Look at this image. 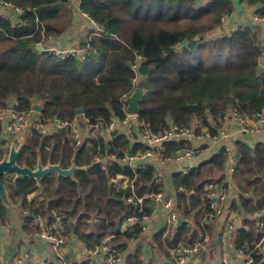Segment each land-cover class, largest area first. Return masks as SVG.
<instances>
[{
  "label": "trees",
  "instance_id": "obj_1",
  "mask_svg": "<svg viewBox=\"0 0 264 264\" xmlns=\"http://www.w3.org/2000/svg\"><path fill=\"white\" fill-rule=\"evenodd\" d=\"M0 1L24 10L21 24L0 14V107L12 97L18 99L19 109H29L37 100L43 103L42 114L47 119H72L76 108L82 107L84 116L94 123L101 120L105 126L113 118L126 115L124 95L132 93L136 85L133 78L137 77L144 90L138 117L153 132L168 128L170 121L189 126L194 117L211 127L208 116L220 120L229 106L251 116L264 108V65L258 61L263 32L260 23L208 37L209 31L224 25L222 16L234 14L233 0H79L78 7L95 24L85 34L83 54L65 57L38 50L36 45L71 27L74 1ZM242 2L256 5V14L264 16V0ZM193 103L197 104L195 109L189 106ZM101 131L91 130L81 144H76L69 129L44 133L32 128L22 140L0 135V160L12 147H19V165L36 169L58 164L72 170L53 171L39 180L27 175L4 176L6 197L0 196L1 222L8 219V204L20 203L28 210L27 223L37 214L50 223L61 217L63 234H74L89 247L113 234L122 250L140 240V224L120 230L123 219L140 210L126 197L154 194L163 191L164 185L155 181L151 164L132 169L114 161L103 168L95 154L122 158L128 149L143 150L146 145L131 144L129 136L118 130L108 138ZM185 145L184 140L166 142L168 153ZM188 146L194 149L192 143ZM237 151L239 160L233 175L240 190V207L236 202L232 207L240 213L254 212L264 207V143L252 148L239 141ZM227 157L228 151L222 148L207 160L202 172L192 167L188 173L173 174L185 221L166 234L164 230L154 233L150 244L155 251L169 256L170 248L204 240L207 220L213 213L205 185L224 184ZM118 173L128 175L133 186H111L110 177ZM35 191L41 199L29 200ZM254 196L259 198L254 200ZM52 211L57 215L53 217ZM244 224L248 227H238L233 245L249 251L262 239L264 227L245 217ZM253 256L255 263L263 258L258 249ZM141 262L140 248L128 254L127 264Z\"/></svg>",
  "mask_w": 264,
  "mask_h": 264
},
{
  "label": "built area",
  "instance_id": "obj_2",
  "mask_svg": "<svg viewBox=\"0 0 264 264\" xmlns=\"http://www.w3.org/2000/svg\"><path fill=\"white\" fill-rule=\"evenodd\" d=\"M75 1V0H68ZM14 9L19 12L18 20L14 21L15 24H21V16L24 12L22 6H15L10 3ZM85 16L88 15L83 12ZM91 24H95V21L91 18ZM221 20L223 23L228 22L230 18L222 16ZM250 23H260L264 26V16L254 15ZM250 23L237 22L236 20L231 21V30L236 29L238 26H246ZM231 32V31H230ZM225 32L224 34H226ZM229 33V32H228ZM50 37V36H49ZM47 40V39H46ZM38 42L37 46H41L42 50H47L53 55L59 57H65L70 54H83V48L78 47H59L57 45L44 44ZM260 66L264 65V32L261 33V55L258 58ZM136 67V65H134ZM133 82L137 84L140 82L137 77L133 78ZM134 91V90H133ZM132 91V93H133ZM131 93V94H132ZM131 94L124 95V100L126 102L125 111L126 115L123 118H113L109 124L103 125V121L93 122L88 117L84 116L82 113L77 114L72 119H59L57 117L52 119H47L43 116L42 111H38L32 108L29 109H19V101L17 98L12 97L8 100V103L4 107H0V126H1V138L10 139L14 137L15 139L22 140L27 132V130L36 128L44 133L57 132L62 129H69L71 137L74 139L76 144H81L85 138H88L91 134V130H96L102 128V135L108 134V137L115 131H120L126 133L131 139V144L134 142H139L146 145L143 150H133L128 149L122 158H118L116 155L102 156L101 154H95V159L101 162V166L106 168L109 164L114 161L123 163L132 169H137L139 167H145L149 164L155 167V181L157 183L163 182V178L159 175L157 168L171 160H184L188 161L194 160L195 154L199 151L200 146H195L194 149L188 146L191 143L190 140L198 141H210L216 142L221 139L225 132L222 129L223 121H232L234 124L239 126L241 132H264V108L257 112L255 115L251 116L241 112L235 106H229L220 120H211V127L202 124L201 120L196 119L191 122L189 126H180L172 121L168 128L160 131H151L144 120L138 117V114L131 113L127 111V98ZM35 102H39L35 100ZM7 123L11 124L10 132L7 134L5 129L8 127ZM30 125V127H28ZM102 126V127H101ZM9 128V127H8ZM93 128V129H92ZM199 129V131H197ZM197 131V132H196ZM190 139V140H189ZM170 140L181 141L184 140L186 145L172 153H168L166 142ZM219 149L217 153L220 151ZM228 160L230 161L229 167L226 170L224 184L218 182H209L205 185V196L210 200L211 208L213 209V214L215 216L222 217L224 221V229L227 232V236L230 240H233L236 235V231L239 226L241 217L237 213L232 212L231 203L225 194L224 189L226 188H237L235 186L234 171L236 163L238 162V155L232 154L228 155ZM141 161V163H139ZM184 173L189 172V168L183 169ZM109 183L113 187L123 189L129 184L132 185L130 177L123 173H118L115 176H111ZM133 186V185H132ZM173 187V186H172ZM174 193H176L173 187ZM238 190V188H237ZM239 192V190H238ZM147 196V195H146ZM148 197L152 198L154 202H159L160 207L165 211V224L166 226L175 225L181 218V210L178 206L176 197H167L163 191L149 194ZM144 196H137L131 194L126 197V201L130 204L139 205L140 210L138 213H131L124 218L120 225V230L125 231L130 225L136 223L140 224L144 233L148 232L149 225L153 218L154 208L151 212L144 211L142 204ZM25 214L28 211H24ZM51 215L54 217L57 215L56 211H52ZM60 219L61 217H56ZM185 220V219H184ZM33 225L36 229L35 240L37 242H42L48 245L54 253L55 259L51 257H43L37 259L36 264H79L83 261H88L91 264H126V258L124 255V250L120 249L116 242V235H110L100 240L96 245L89 247L84 244L79 239H74L76 243H72L71 237L68 238L62 234V231L57 229L58 226L50 223L46 217L41 214H37L33 218ZM60 225V223H59ZM260 227H264V222L260 221ZM6 223L1 222L0 227L3 228ZM61 231V232H60ZM30 234V233H27ZM132 248H138L140 242L134 240ZM264 243V235L262 239L257 242L253 249L247 251L246 249L239 248L238 252L243 254L245 261L243 264H264V258L261 262L255 263L253 252L259 250ZM172 254L175 255L176 264H186L195 253L198 252V246L196 245H185L179 244L176 248H173ZM260 252V250H259ZM69 257H72L70 259ZM13 262L24 263L25 257L23 253L19 252L13 256ZM0 264H4L0 257ZM205 264H215L212 262H207Z\"/></svg>",
  "mask_w": 264,
  "mask_h": 264
},
{
  "label": "crops",
  "instance_id": "obj_3",
  "mask_svg": "<svg viewBox=\"0 0 264 264\" xmlns=\"http://www.w3.org/2000/svg\"><path fill=\"white\" fill-rule=\"evenodd\" d=\"M205 1V0H204ZM79 0H75L74 6V20L71 25L67 29V31L61 35L57 36H50L45 40L44 44H51V45H57L59 47H78L82 48L84 45L81 43L83 40H86L85 34L88 33V29L93 26L91 24L89 17L85 16L83 12L78 7ZM245 10L241 11L240 13L234 12L233 16L235 17V20L237 22H246L250 23L256 15L257 6L252 5L249 6L246 3H241ZM0 14L5 15L7 17H10L11 20L14 22L18 20L19 18V12H17L14 7H12L9 4H6L5 2L0 1ZM260 26L263 28L264 32V26L260 24ZM230 20L228 22H225L222 27H217L212 29L208 32V37L214 38L220 34H224L225 32L232 31L231 29ZM234 30V29H233ZM199 119L201 120L202 124L203 120L198 117H194L193 120ZM209 121L213 120V116H208ZM205 125V124H204ZM7 127L5 131L7 134L10 132L11 124L7 123ZM222 129L225 132V135L219 139L216 142H210V141H198V140H190L192 145L200 146L201 148L199 151L195 154L194 160H188V161H180V160H171L168 161L162 165H159L157 168L159 175L163 178V182H161L164 185L163 193H165V196L167 197H176L177 194L174 193L173 187L176 190V187L173 183V174L176 172H182L184 168L188 167L189 170H191L192 167H197L200 172H202L206 167V162L210 157L217 153L219 149L225 148L228 151V155L232 154L233 156L238 155L239 159V153L237 151V143L239 141H242L252 148L257 146L259 143H264V132L258 131V132H241L239 130V126L234 124L232 121H223L222 122ZM199 130V129H198ZM197 130V131H198ZM196 131V132H197ZM19 148V147H17ZM230 161L228 160V157L226 158V163L223 169V174L225 176L226 170L229 167ZM184 173V172H182ZM130 185V184H129ZM128 185V186H129ZM126 186V187H128ZM173 186V187H172ZM125 187V188H126ZM239 190V189H238ZM237 188L231 187L224 189L225 194L229 198V200H232L231 208L232 212L237 213L238 216L241 217V220L239 222V228L241 226H244V228H247V225H243V219L244 217L254 221L257 226L260 227V221L264 222V207L257 209L254 212H246V213H240L232 207L233 202H236L239 205V192ZM240 191V190H239ZM147 195V196H146ZM144 196V195H143ZM257 198L254 196V200H257ZM28 199H34L36 201L41 199V196L39 195L38 191H35L31 194H29ZM143 209L144 207L150 208L151 210L154 208L153 212V218L151 220V223L149 225V231L144 233L143 236L138 242H140V246L136 249L140 248L141 251V258L142 262L141 264H176L175 263V255L172 254V249L170 248L169 256H165L162 254V252H157L151 247L150 241L151 236L161 230H164V234H166L169 230L175 229L176 226L183 223L179 221L175 225L166 226L165 224V211L160 207L159 202H154L152 198L148 197V193L145 194V199L143 200L142 204ZM24 211H28L27 209H24L20 203L18 204H8V219H6L5 222L6 226L1 228L0 227V257L4 264H36L37 259L43 258V257H51L55 259L54 253L51 250V248L43 244L42 242H37L35 240V231L33 221L27 223V220L25 218ZM181 217H183V213L181 212ZM97 219L96 217L93 218V220ZM182 219V218H181ZM124 220V219H123ZM209 227L205 229V235L204 240L195 242V245L198 246V252L193 255V257L186 263V264H205L207 262H212L215 264H243L245 261V258L243 254L238 252V249H236L233 245V240H230V238L227 236V232L224 229V221L222 217L215 216L213 213L209 215L207 220ZM53 224L57 225L59 230L62 231L63 234V221L61 219H57L56 221L52 222ZM60 223V225H59ZM122 223V222H121ZM121 225V224H120ZM33 231H31V230ZM60 231V232H61ZM30 233V234H27ZM64 236L73 239L71 240L72 243H76L74 239L77 237L74 234H64ZM78 239V238H77ZM134 242L132 241L131 244L124 250V255L126 258V264H127V256L131 252L135 251V248H132V244ZM15 246V248H13ZM260 253H262L264 258V243L263 246L259 249ZM23 253L25 257V262L18 263L13 262V256L17 253ZM72 259V257H69ZM56 262V259L54 260ZM56 264V263H55ZM58 264V263H57Z\"/></svg>",
  "mask_w": 264,
  "mask_h": 264
},
{
  "label": "water",
  "instance_id": "obj_4",
  "mask_svg": "<svg viewBox=\"0 0 264 264\" xmlns=\"http://www.w3.org/2000/svg\"><path fill=\"white\" fill-rule=\"evenodd\" d=\"M233 4L235 7V11L237 13H240L241 11L245 10V7L241 4V0H233ZM230 20L234 21L235 17L233 15L230 16ZM81 43L83 45H86L87 41L83 40ZM37 49L42 50L41 46H37ZM143 93H144V90L142 88V83L139 82L136 88L134 89L133 93L127 98V103H128L127 111L128 112L138 114L141 111L142 107L140 105V101L143 96ZM189 106L192 109H195L197 107V104L193 103V104H190ZM32 108L38 111H42L43 103L35 102V100H33ZM75 112L77 114H81L83 113V108L82 107L76 108ZM28 127H30V125H28ZM19 154H20V149L17 147H12L9 151L8 156L0 160V196L2 198L6 197L5 187L1 179L3 175H9V174H16L18 176L27 175L29 177H34L39 180L42 176L46 174H50L53 171H57L60 173H71L72 172V170L61 168L58 164H50L45 167H43L42 165H39L36 169H32L28 166L19 165L16 162ZM139 163H141V161ZM183 221H184L183 219H180L179 223ZM13 248H15V246Z\"/></svg>",
  "mask_w": 264,
  "mask_h": 264
},
{
  "label": "flooded vegetation",
  "instance_id": "obj_5",
  "mask_svg": "<svg viewBox=\"0 0 264 264\" xmlns=\"http://www.w3.org/2000/svg\"><path fill=\"white\" fill-rule=\"evenodd\" d=\"M9 175H12V174H9ZM14 175H16V174H14ZM4 176H6V175H3V176L1 177V179H2ZM16 176H18V175H16Z\"/></svg>",
  "mask_w": 264,
  "mask_h": 264
},
{
  "label": "rangeland",
  "instance_id": "obj_6",
  "mask_svg": "<svg viewBox=\"0 0 264 264\" xmlns=\"http://www.w3.org/2000/svg\"><path fill=\"white\" fill-rule=\"evenodd\" d=\"M104 136H105V138H108V134H105V133H104Z\"/></svg>",
  "mask_w": 264,
  "mask_h": 264
}]
</instances>
